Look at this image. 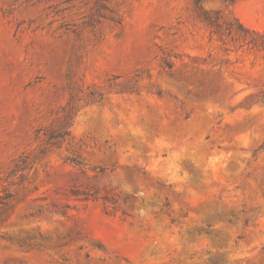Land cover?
Returning <instances> with one entry per match:
<instances>
[{
  "label": "rangeland",
  "instance_id": "obj_1",
  "mask_svg": "<svg viewBox=\"0 0 264 264\" xmlns=\"http://www.w3.org/2000/svg\"><path fill=\"white\" fill-rule=\"evenodd\" d=\"M195 2L0 0V264H264V0Z\"/></svg>",
  "mask_w": 264,
  "mask_h": 264
},
{
  "label": "trees",
  "instance_id": "obj_2",
  "mask_svg": "<svg viewBox=\"0 0 264 264\" xmlns=\"http://www.w3.org/2000/svg\"><path fill=\"white\" fill-rule=\"evenodd\" d=\"M196 6L198 7V9H200V10H202L201 9V0H196ZM204 18L206 19V21H209L210 23H211V25H212V27H214V29H215V33H220V34H222V31L224 30L223 29V27H222V25H220V23L218 22V20H211L210 18H208L205 14H204ZM237 24H238V29H239V31H241L242 33H248V32H250V30L249 29H247V28H245L242 24H240L238 21H237ZM225 33H226V35H228V36H231L232 35V27H230V26H227L226 28H225V31L223 32V34L222 35H225ZM256 33V32H255ZM249 44H253V45H257V43L255 42V40L254 39H252V40H250L249 42H248ZM69 136V133L67 132V131H63V132H59V133H57V134H50L49 136H48V140H47V144L50 146V147H57V148H59L60 146H61V142L66 138V137H68ZM73 162H75L76 164H80L79 163V161H77V160H74ZM0 204H5V203H3L2 201L0 202ZM168 206V205H167ZM229 223H231L232 222V219H229V221H228ZM211 225L210 224H208L207 225V229L205 230L206 232H207V234H210L211 233V231H209L210 229H211ZM199 232V234H202L203 232H204V229H202V230H199L198 231ZM210 264H222L221 263V261H219V260H212L211 262H210Z\"/></svg>",
  "mask_w": 264,
  "mask_h": 264
}]
</instances>
